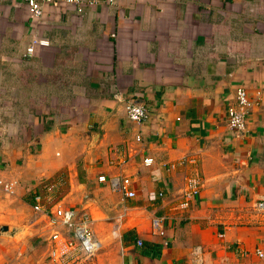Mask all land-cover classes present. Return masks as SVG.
<instances>
[{"label": "crops", "instance_id": "0c3cea01", "mask_svg": "<svg viewBox=\"0 0 264 264\" xmlns=\"http://www.w3.org/2000/svg\"><path fill=\"white\" fill-rule=\"evenodd\" d=\"M237 87L259 100L233 133L225 119ZM128 101L145 122L127 120ZM184 157L195 160L201 188L179 210L192 167L165 169ZM119 174L134 198L97 182ZM0 180L16 182L0 189V264H32L33 237L47 250L46 218L31 208L46 185L61 191L53 203L86 211L91 223L111 220L121 264H259L264 0L43 4L37 19L21 0H0ZM153 216H165L161 238L149 231ZM135 240L158 252H140Z\"/></svg>", "mask_w": 264, "mask_h": 264}, {"label": "built area", "instance_id": "2783aa9c", "mask_svg": "<svg viewBox=\"0 0 264 264\" xmlns=\"http://www.w3.org/2000/svg\"><path fill=\"white\" fill-rule=\"evenodd\" d=\"M25 5L30 19H37L41 16V6L43 4L56 5L63 3L73 6L77 11H81L86 7H93L103 3L112 5L115 0H21ZM32 53V46L25 49V54L29 56ZM259 100V94L254 95L251 99L244 88L237 87L234 94V103L228 107L226 111V127L233 133L243 131L245 116L247 110L255 105ZM125 115L128 121L134 124H141L147 119L145 109L133 102L128 101L125 104ZM135 141H140V135L137 133ZM151 159L142 160L144 166L151 164ZM191 166L190 171L184 175L182 179L183 188L181 190L180 199L177 204L178 209L186 210L190 207L193 200L197 197L201 188V178L192 158H181L175 163H168L167 171L175 169V167ZM97 182L106 183L111 193H117L124 199H132L135 194L130 189L131 181L123 175H114L110 177L99 176ZM16 186V182H4L0 180V189L6 193L11 192ZM45 193L34 194L32 197V211L34 214L42 215L46 218V225L49 228V235L46 243L47 259L50 264H94L93 259L99 251V242L91 230V219L89 214L82 209H74L63 207L57 203H53L49 196L51 191L55 189L54 185L44 186ZM162 193L158 192L157 198H161ZM253 207L257 212H264V198L256 202ZM165 216H153L149 220V231L152 236L161 238L164 231ZM165 247V241H162ZM135 245H141V241L135 240ZM240 257H248L247 252L240 251ZM253 256L258 261H264V252L255 250Z\"/></svg>", "mask_w": 264, "mask_h": 264}, {"label": "rangeland", "instance_id": "374dc122", "mask_svg": "<svg viewBox=\"0 0 264 264\" xmlns=\"http://www.w3.org/2000/svg\"><path fill=\"white\" fill-rule=\"evenodd\" d=\"M60 190L55 188L51 191L50 197L53 200H59ZM252 215L253 216H264V212H257L254 207H252ZM99 220V221H98ZM97 222L90 223L91 230L93 233L95 232L99 241L101 242V249L95 255L93 259L94 264H121V254L119 251V243L117 237H112L110 235V223L111 220L105 218L104 220L98 219ZM94 234V235H95ZM32 242H34L35 246H38L37 251L34 252L32 256V264H48L47 261V250L45 246V240H39L37 238H32ZM259 264H264V261H259ZM258 264V263H257Z\"/></svg>", "mask_w": 264, "mask_h": 264}, {"label": "trees", "instance_id": "16d2710c", "mask_svg": "<svg viewBox=\"0 0 264 264\" xmlns=\"http://www.w3.org/2000/svg\"><path fill=\"white\" fill-rule=\"evenodd\" d=\"M140 252L142 253H151V254H156L158 252L159 246L154 245V244H149L145 242H141V245L137 247Z\"/></svg>", "mask_w": 264, "mask_h": 264}, {"label": "water", "instance_id": "95a60500", "mask_svg": "<svg viewBox=\"0 0 264 264\" xmlns=\"http://www.w3.org/2000/svg\"><path fill=\"white\" fill-rule=\"evenodd\" d=\"M96 136H97V134L94 133V134L91 135V138L94 140ZM6 230H7L6 227H4V226H1V227H0V233H2V232H6ZM11 233H12V232H11ZM11 233H10V234H11Z\"/></svg>", "mask_w": 264, "mask_h": 264}]
</instances>
